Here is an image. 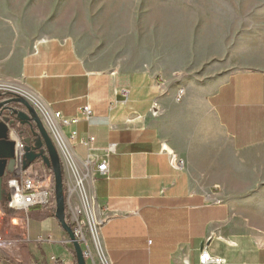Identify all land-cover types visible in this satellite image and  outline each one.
Instances as JSON below:
<instances>
[{
    "label": "crops",
    "instance_id": "crops-1",
    "mask_svg": "<svg viewBox=\"0 0 264 264\" xmlns=\"http://www.w3.org/2000/svg\"><path fill=\"white\" fill-rule=\"evenodd\" d=\"M18 77L44 107L80 117L64 129L77 130L74 151L90 159L91 171L115 145L95 183L109 213L101 230L109 264H200L204 250L221 264H264L252 231L258 221L244 205L257 200L252 187L264 169V72H236L179 100L178 86L153 72L96 70L70 39L47 38L21 58ZM86 105L89 119L79 113ZM3 126L0 167L8 177L17 139ZM90 135L87 147L81 140ZM177 157L182 168L172 163ZM6 203L0 196V231L10 243L0 264H77L54 205L24 212Z\"/></svg>",
    "mask_w": 264,
    "mask_h": 264
},
{
    "label": "rangeland",
    "instance_id": "rangeland-1",
    "mask_svg": "<svg viewBox=\"0 0 264 264\" xmlns=\"http://www.w3.org/2000/svg\"><path fill=\"white\" fill-rule=\"evenodd\" d=\"M47 38L70 39L96 70L150 71L183 98L207 94L233 73L264 72V0H0L1 93L24 94L20 60ZM256 179L244 205L264 244V169ZM1 180L8 201L5 171Z\"/></svg>",
    "mask_w": 264,
    "mask_h": 264
},
{
    "label": "built area",
    "instance_id": "built-area-1",
    "mask_svg": "<svg viewBox=\"0 0 264 264\" xmlns=\"http://www.w3.org/2000/svg\"><path fill=\"white\" fill-rule=\"evenodd\" d=\"M26 94V93H25ZM24 95V94H22ZM184 90L180 89L177 98L181 100ZM33 104L47 129L54 145L60 155L64 171V187L66 200V219L71 225L76 239L80 242L86 260H92L94 264L105 259L109 264L104 252L101 230L109 219V213L98 202L95 193V183L98 175L107 174L109 170V154L115 152V145L108 148V155L97 162L94 171L90 170V159L82 161L74 151L71 139L77 138V130L71 132L70 136L65 133V127L76 124L79 116L68 117L60 111H51L43 106L38 99L34 100L28 95H24ZM79 113L89 119L92 115L90 105L79 109ZM14 125L8 123V127L15 135L17 165L12 175L7 177L6 185L11 192V197L6 206L11 211L28 212L37 206L54 205L56 208L55 180L51 172L43 173L33 171L34 166L24 167L25 148ZM93 135L82 139L81 143L87 147L95 141ZM173 165L182 168L184 160L177 157L172 161ZM32 169V172L30 171ZM70 241V240H69ZM10 243L5 239L0 231V252L4 251ZM223 259L213 257L207 250L200 256V264H221Z\"/></svg>",
    "mask_w": 264,
    "mask_h": 264
},
{
    "label": "water",
    "instance_id": "water-1",
    "mask_svg": "<svg viewBox=\"0 0 264 264\" xmlns=\"http://www.w3.org/2000/svg\"><path fill=\"white\" fill-rule=\"evenodd\" d=\"M8 123L14 126L19 123L21 126L27 127L26 132L29 140L25 142L22 139V142L25 148L24 159L29 162V165L25 166L24 160V167L34 166L39 162L52 170L55 180V216L68 233L69 240L74 247L77 264H87L82 246L66 219L64 171L60 155L35 106L21 93L14 91L9 93L0 92V128L2 131L4 129L3 125L8 126ZM3 171L4 168L0 167V196Z\"/></svg>",
    "mask_w": 264,
    "mask_h": 264
},
{
    "label": "bare ground",
    "instance_id": "bare-ground-1",
    "mask_svg": "<svg viewBox=\"0 0 264 264\" xmlns=\"http://www.w3.org/2000/svg\"><path fill=\"white\" fill-rule=\"evenodd\" d=\"M19 88H21L24 91V94L26 93L29 97H31L32 99L38 101V99L36 98V96L29 89H27L26 87H23V86H19ZM103 261L106 263V260L105 259Z\"/></svg>",
    "mask_w": 264,
    "mask_h": 264
},
{
    "label": "flooded vegetation",
    "instance_id": "flooded-vegetation-1",
    "mask_svg": "<svg viewBox=\"0 0 264 264\" xmlns=\"http://www.w3.org/2000/svg\"><path fill=\"white\" fill-rule=\"evenodd\" d=\"M20 107V106H19ZM17 126L21 129V131H27V127L26 126H21L19 123L17 124ZM27 133V132H26Z\"/></svg>",
    "mask_w": 264,
    "mask_h": 264
},
{
    "label": "trees",
    "instance_id": "trees-1",
    "mask_svg": "<svg viewBox=\"0 0 264 264\" xmlns=\"http://www.w3.org/2000/svg\"><path fill=\"white\" fill-rule=\"evenodd\" d=\"M48 169L50 170V172H52V170L50 168H48ZM75 258H76V256H75ZM76 260H77V258H76Z\"/></svg>",
    "mask_w": 264,
    "mask_h": 264
}]
</instances>
